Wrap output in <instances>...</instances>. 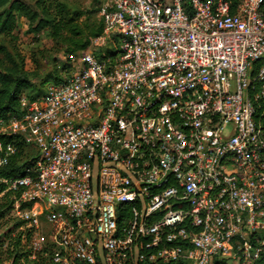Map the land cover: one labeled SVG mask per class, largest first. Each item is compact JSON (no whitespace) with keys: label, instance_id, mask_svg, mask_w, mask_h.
<instances>
[{"label":"built area","instance_id":"2783aa9c","mask_svg":"<svg viewBox=\"0 0 264 264\" xmlns=\"http://www.w3.org/2000/svg\"><path fill=\"white\" fill-rule=\"evenodd\" d=\"M96 2L78 70L0 122V171L35 152L0 177L16 218L45 220L52 264H259L264 0Z\"/></svg>","mask_w":264,"mask_h":264},{"label":"trees","instance_id":"16d2710c","mask_svg":"<svg viewBox=\"0 0 264 264\" xmlns=\"http://www.w3.org/2000/svg\"><path fill=\"white\" fill-rule=\"evenodd\" d=\"M95 3L97 6L96 0ZM41 8H43V13L38 11ZM53 8L54 10L50 12L46 4L41 5L39 1L31 6L25 4L22 0H0V122L7 116L18 113L20 97L32 87L33 81L37 77V72H29L25 69L23 60L14 51L9 50L6 45V41L16 43L19 40L20 30L18 20L20 18H24L28 22L29 33L36 35L44 29L50 30L51 38L67 46L71 54L85 52L91 42L102 35V23L98 24L97 27L80 25L77 23V19L75 20L73 17L66 16L62 4L55 3ZM44 10L46 11L44 12ZM108 55L115 56L111 48L94 51V56L98 60H103ZM62 82L63 80L57 77L52 80H45L42 83V86H44L42 91L40 93L32 91L34 95L28 99L30 101L38 100L45 94L49 85H59ZM12 140L13 138L11 137L0 138L3 144L12 142ZM23 149L24 147L22 146L20 153L12 158L8 165L0 171V177L18 178L24 175L30 162L33 161L35 152L32 149L33 156L30 158L29 155L24 153ZM4 191L5 188L0 185V202L4 201L7 203L6 201L11 200V202L9 201L10 206L12 205V196L9 193H4ZM24 207L22 206L21 208ZM4 212L5 208L0 207V221L5 217ZM23 224V222H20L13 227L7 228L1 236V240H5L6 242L0 245H5V248H7L5 252L12 253L17 249L22 235V233H17V230H22ZM11 233H17L16 241L12 242L9 239L10 236L12 237ZM29 254L28 249L27 253H25V259L29 261V264H52V249H49V251L42 249L35 260H30ZM16 262L17 257L15 256L12 264ZM259 264H264V259Z\"/></svg>","mask_w":264,"mask_h":264},{"label":"rangeland","instance_id":"374dc122","mask_svg":"<svg viewBox=\"0 0 264 264\" xmlns=\"http://www.w3.org/2000/svg\"><path fill=\"white\" fill-rule=\"evenodd\" d=\"M25 4L34 5L37 1L42 4H46L51 12L54 10L55 3L62 4L63 9L66 12L67 17H73L77 19V23L80 25H87L89 27H97L101 24V19L96 11L95 0H22ZM43 8L38 9L40 13ZM46 10H44L45 12ZM38 13V14H40ZM20 35L16 43L6 41V45L9 50L14 51L23 60L25 69L29 72H37V77L33 81L32 87L20 97L30 98L34 95L32 91L40 93L44 86L42 83L45 80H52L55 77L64 80L71 73L78 70L79 67V54H71L68 47L56 42L51 38V32L48 29H44L38 34L34 35L28 32V22L24 18L18 20ZM112 40H106L101 42L98 46L94 47L95 51L100 49L112 48V52L116 53L120 48V41L116 36H113ZM99 47V48H98ZM101 47V48H100ZM24 153L33 156L32 149L30 147H24ZM11 202V200H9ZM9 201L0 202V207L5 208V217L0 221V245L5 244V240H1V236L7 228L23 222L16 218L13 212V202L9 206ZM22 230H17V233H22L17 249L12 253H7L5 245L0 246V264H12L13 258L17 257L15 264H29V261L25 259V253L28 251L29 243L32 238L36 237L40 242V247L43 250H51L48 242V226L44 219H40L37 224H28L23 222ZM17 233H11L9 239L16 241ZM7 251V250H6Z\"/></svg>","mask_w":264,"mask_h":264}]
</instances>
